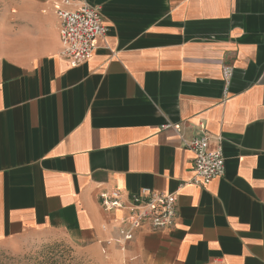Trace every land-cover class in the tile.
I'll return each instance as SVG.
<instances>
[{"label":"crops","instance_id":"obj_1","mask_svg":"<svg viewBox=\"0 0 264 264\" xmlns=\"http://www.w3.org/2000/svg\"><path fill=\"white\" fill-rule=\"evenodd\" d=\"M85 5L108 31L72 67L57 9ZM205 133L226 172L200 187L186 144ZM115 190L175 195L174 227L119 243ZM21 239L91 264H264V0H0V243Z\"/></svg>","mask_w":264,"mask_h":264},{"label":"built area","instance_id":"obj_2","mask_svg":"<svg viewBox=\"0 0 264 264\" xmlns=\"http://www.w3.org/2000/svg\"><path fill=\"white\" fill-rule=\"evenodd\" d=\"M57 16L61 22V57L72 67L86 64L94 54L95 40L105 36L108 31L102 8L85 5L76 11L57 9ZM217 141V148L212 150L210 138L205 133L186 144L194 154L193 183L197 186L205 187L225 175L221 139ZM122 197L118 190L100 195V203L104 209L126 213L118 231L119 243H128L143 229L163 232L174 227L178 217L175 195L147 190L130 195L127 202Z\"/></svg>","mask_w":264,"mask_h":264},{"label":"rangeland","instance_id":"obj_3","mask_svg":"<svg viewBox=\"0 0 264 264\" xmlns=\"http://www.w3.org/2000/svg\"><path fill=\"white\" fill-rule=\"evenodd\" d=\"M0 264H91L62 240L21 239L0 243Z\"/></svg>","mask_w":264,"mask_h":264}]
</instances>
